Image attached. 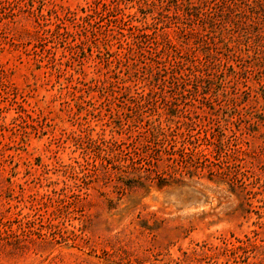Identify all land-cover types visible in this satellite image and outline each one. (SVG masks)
I'll list each match as a JSON object with an SVG mask.
<instances>
[{
	"label": "rangeland",
	"instance_id": "rangeland-1",
	"mask_svg": "<svg viewBox=\"0 0 264 264\" xmlns=\"http://www.w3.org/2000/svg\"><path fill=\"white\" fill-rule=\"evenodd\" d=\"M227 2L0 0V264H264V0Z\"/></svg>",
	"mask_w": 264,
	"mask_h": 264
},
{
	"label": "trees",
	"instance_id": "trees-1",
	"mask_svg": "<svg viewBox=\"0 0 264 264\" xmlns=\"http://www.w3.org/2000/svg\"><path fill=\"white\" fill-rule=\"evenodd\" d=\"M222 1H223V4H225L226 10L229 13L233 12L235 10V8H237V6H238V5H234V4H231V3L227 2V0H222ZM252 30H253L252 28H248V32H252ZM257 38H259V37H257ZM259 40H260V38L258 40L253 41V42H255V45H257V47L260 46V41ZM224 46H225V48L228 49L232 45H230V43H228V42H225ZM233 46H234V44H233Z\"/></svg>",
	"mask_w": 264,
	"mask_h": 264
}]
</instances>
